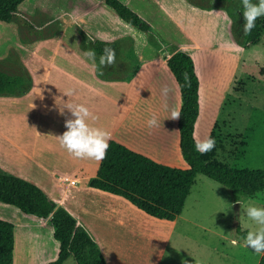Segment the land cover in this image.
Instances as JSON below:
<instances>
[{"label":"rangeland","instance_id":"374dc122","mask_svg":"<svg viewBox=\"0 0 264 264\" xmlns=\"http://www.w3.org/2000/svg\"><path fill=\"white\" fill-rule=\"evenodd\" d=\"M197 1L204 5L210 3L212 6L200 7L189 0H183L181 10L182 16H186V28L181 31L171 25L174 32H169L168 24L162 20L164 33H160L149 23L165 42L170 41L167 37L173 33L171 41L175 40L176 44H172L191 53L196 60L202 82L196 139H204L208 135L214 137V157L228 166L264 169V29L258 44L241 46L236 40L244 36L241 2ZM53 3L55 0L46 3L41 0L37 5L38 1L25 0L18 7L19 23L26 20L23 36L19 34L16 19L9 23L0 22V58L13 49L23 66L28 61L34 67L32 73L26 67L31 84L22 96H27L28 99L41 96L44 85L42 82L53 75L62 88L67 89L66 81L61 82L64 74L58 67L61 65L67 68L75 61H83L88 35H91L78 22L71 27L65 21L61 27L59 17L51 14L54 11L51 9H55ZM43 6L48 7L50 13L43 10ZM192 6L199 10L191 13L188 8H193ZM24 8L28 12H23ZM230 12H234V15L231 16ZM225 13L227 20L224 18ZM55 20L59 21L57 27ZM60 29L62 33H59ZM146 36H136L138 53L143 56L151 55L156 48ZM226 41L235 42L241 50H233L230 44H225ZM124 45L125 49L132 46L128 41ZM124 51L116 56L113 65L101 66L97 59L95 67L83 69L88 74L87 79L91 75L94 77L83 94L86 95L85 98L77 97L69 101L65 97V91L60 92L62 97L58 95L55 106H46L39 119L32 106L33 99L23 106L26 101L23 104L21 101L11 103L9 97H5H17L15 95H0V159L9 164L7 167L0 164V170L35 183L54 201L62 196L66 203L73 206L72 209L75 208L94 227L92 232L81 223L79 215H73L96 242L101 236L105 241H121L120 235L124 229L116 222L119 215L129 212L136 221L139 220V228L143 230V234L139 239H134L133 244L134 246L138 242L139 252L145 254L151 246L152 242L148 239L151 235L150 228L168 235V247L162 264H184V261L188 264H257L262 253L258 254L245 247L242 233L259 226L246 216L244 208L249 202L264 205V189L249 196L232 194L225 186L198 174L181 215L169 231L167 224L154 223L141 213L126 208L118 200L90 191L87 178H91L99 161L76 158L61 147L56 136L63 133L64 121L71 116L66 107L64 114L60 113L59 108L63 106L61 104L84 103L96 117L90 123L110 131L112 138L124 131L128 134L130 144L153 159L186 167L178 147L176 119L168 118L172 110H179L175 88L168 89L164 100L157 96L158 87L152 85V82L150 84L143 81L141 77L134 86V96L130 79L125 75L131 72L136 60L133 59L132 52L127 55ZM95 78L103 82L99 84ZM161 78L162 84H167L168 88V79L165 75ZM92 82L97 84L96 87ZM121 102L124 108L123 118L119 113ZM13 109L21 111L24 119L8 118L9 116L2 114ZM153 113L157 115L159 123L149 127L147 121ZM13 122L21 124H14L17 127L20 125V131L14 132L11 126ZM20 141L24 145H20ZM53 154L54 157L50 158ZM48 155L51 156L47 157ZM32 159L41 165H32ZM30 172L33 173L31 179L28 176ZM65 175L70 180L61 181ZM71 178H75L74 181ZM0 218L14 224V264H45L56 257L57 241L50 233L52 229L47 225L34 224L39 219L2 202ZM234 240L237 243L233 244ZM130 241L123 238L125 244ZM157 246H152L153 253ZM63 264H74L73 258H67Z\"/></svg>","mask_w":264,"mask_h":264},{"label":"trees","instance_id":"16d2710c","mask_svg":"<svg viewBox=\"0 0 264 264\" xmlns=\"http://www.w3.org/2000/svg\"><path fill=\"white\" fill-rule=\"evenodd\" d=\"M23 1L0 0V22L9 23L16 19L19 34L22 36L26 20L19 23L17 17L18 7ZM103 1L123 21L143 31L148 40L163 53L162 59L179 90L180 116L176 118V127L178 147L186 167L157 161L111 138L106 155L94 170L88 187L118 198L132 210L163 224L174 222L181 214L198 174L225 186L232 194L249 196L263 190L264 169L228 166L214 157L215 147L205 153L195 150V130L201 109V81L196 72V60L187 51L165 42L147 20L121 0ZM217 1L241 2V0ZM189 2L205 8L212 6L210 3L204 5L197 0ZM230 15L233 16L234 12H230ZM58 24L59 21L55 20L56 27ZM263 29L264 16H260L257 17L250 32L244 33L242 39L235 38L241 46L255 45L259 43ZM116 44L94 39L89 40L85 47L94 48L99 60L106 47L115 50ZM16 54L12 49L8 55L0 58V95L21 96L30 87V74L18 61ZM143 61L137 62L125 76H128V79L132 78ZM0 202L15 206L22 213L36 217L52 229V237L58 243V252L54 259L45 264H63L69 257L73 258L74 264H107L99 245L88 230L66 208L50 199L33 182L0 170ZM242 235L245 236L246 232ZM14 241V224L0 218V264H14ZM257 264H264V253Z\"/></svg>","mask_w":264,"mask_h":264},{"label":"crops","instance_id":"0c3cea01","mask_svg":"<svg viewBox=\"0 0 264 264\" xmlns=\"http://www.w3.org/2000/svg\"><path fill=\"white\" fill-rule=\"evenodd\" d=\"M35 1H38L37 5H39V2L41 3V0H35ZM42 1L43 3L50 2V0H42ZM121 1L125 3L127 6H129L132 10L136 11L145 20L150 22L159 32L161 31L162 33H164L163 28H162L163 27L162 20H164L163 22L168 24L169 27L167 28L169 32H174L172 31L171 25L173 27H176L180 31L186 28V16H182L183 10H181L182 9L181 4L183 0H121ZM53 4H55V9L54 8L51 9V10H54L53 13L51 14H55V16L59 17V20L61 21V27L64 26L65 21L67 22L68 25L70 24V26L73 27V25L76 24V22L73 21V17H75L78 23L84 26L91 33V35H93L98 40L116 42L117 43L116 44L117 46L115 49L116 56L119 53L123 54L122 52L125 50L124 52H127V55H129L131 52L133 53V59L136 60V63L139 62L140 60H144L140 64V67L136 71L134 76L132 78H129L130 79L129 83L132 86L131 91L132 93H134L133 94L134 96H136L135 95L136 87L134 86H136V84L138 83L137 81L142 77L143 81L148 82L150 84L153 83L152 85L157 86L158 87L157 93H159V95L157 96L166 100L165 99L166 94L162 91V89L165 86L162 84L163 80L161 78L162 75H165L166 79H168L167 81L169 85L168 89L171 88V90H174L175 88V91L177 93V99L179 100V106H180L181 102H180L179 90H178L177 84L172 74L170 73V71L168 70V68L166 67L162 59L163 53L157 47L155 48V50H152L151 55L147 54L143 56L138 53L139 51L137 49L136 36L145 37L146 34L143 31L123 21L111 7L105 4L103 0H55V3ZM42 8L43 10L49 11L48 7L44 8L43 6ZM196 9L199 10L196 7L188 8V10L191 11V13H193V10H196ZM23 10H24L23 12H28L26 8H24ZM59 33H62L61 29L59 30ZM172 37H173V33L172 35H169L167 38H170L169 42L171 43L174 42V44H176L175 40L171 41ZM126 41H128V43L129 44L131 43L132 45L128 49H125L126 46L124 44ZM56 46L57 45H55V52L57 49ZM95 64L96 65L98 64V60H96ZM95 64L92 61L88 60V58L85 56L83 61H80V62L75 61L73 62V65L67 68L62 67L60 65L58 69L64 74L61 78V82L66 81L67 89H63L61 84H59L60 82L57 81V77L53 75L52 78L45 79L42 82L44 83V85H43V90H42L43 92L41 93V96H38V97L34 96L33 98L31 97V99H28L27 96H22V95L21 97L20 96H17V97L5 96V97H9V100H10L9 102L11 103H18L19 101H21V103L23 104L26 101V103L23 104V106L29 104V101L33 99V103H32L33 105L32 104L31 105L37 111L36 117L37 119H39L40 113L44 110V108H46V106H52V105L55 106V101H57L58 95L62 97L60 92L65 91V97L69 101L74 100L77 97H80L81 99L85 98L86 95H83V94L87 91L88 89L87 87L89 86V83L91 84L90 81H92L94 77H92L91 75L89 79H87L88 74L87 72H84L83 69H86V68L90 69L92 67H95ZM24 66L28 67V69L30 70V73L33 72L32 70H34L33 69L34 67L32 66L30 62L28 61L27 63L25 62ZM196 72L199 75L197 65H196ZM199 78H200V75H199ZM32 79H34L33 76H32ZM95 81L99 82V84L100 82H103L97 79ZM92 83H94L93 85L96 87L97 84L95 82H92ZM33 84H34V80L32 82V85ZM35 103L36 105H34ZM123 110H124L123 102H121L120 107H119V113H121L120 115L122 116V118L124 116ZM2 114L9 116L8 118H18V120L24 119V115L22 114V112L21 111L19 112V110H15V109L3 112ZM0 116L2 115L0 114ZM15 123L20 124L19 122H13V124H11V126H13L14 132L20 131L21 124L19 125L20 127L19 128L17 127L18 125L17 126L14 125ZM122 133H125V132L121 131L119 134L116 135L115 138H112V137L111 138L125 144L126 146L136 151L144 153L140 149L136 148L135 145L133 146L132 144H130L131 141H129L127 133L123 135ZM19 144L24 145V143L21 141L19 142ZM4 147H6L5 143H4ZM50 153L52 154L53 152H50ZM50 156L51 155H48L47 157H50ZM52 157H54V154L50 158ZM33 163H37V165H41L35 159H32V165ZM0 164L1 165L4 164L6 167L9 166V164H7L6 161L3 162L1 161V159H0ZM96 167L94 168V170L96 169ZM93 173L90 175V177L93 176ZM28 176L31 179L33 177V173L32 172L28 173ZM74 179L75 178H71L72 181H74ZM62 180L65 181V180H70V179H69V176L65 175L64 177L61 178V181ZM87 180L89 181L88 178ZM90 191H93L94 193L101 195V196H105V197H108L114 200H118V202L124 205L126 208L131 209L129 206H127L125 202H123L122 200L118 198L108 196L107 194L99 193L92 189H90ZM45 194L47 195L48 193L45 192ZM47 196L49 197V195ZM56 201L59 205L66 208L72 215H75V217H78L79 215L80 216L79 220H81V223L85 225L86 227L90 228L91 231L93 232L94 227L88 224L85 218H82V216L76 212L75 208L72 209L73 206L70 203L69 204L66 203L62 196L58 197ZM153 222L163 224L161 222H155V221ZM174 222L167 224L169 226V231L171 227L173 226ZM116 223L118 226L121 227V229H124V231L121 232V235H120L121 241H112L111 239H106L105 241L104 237L101 236V238H98V242H97L99 244V247L100 245L105 246V250L104 249H100V250L107 264H162L163 262L162 260L165 257L166 250L168 247V235H166V233H161L160 231L156 229L150 228L149 232L151 233V235H149L148 239H150L152 243H151V246L148 247V250H147L148 252L146 251V253L144 254L143 252H139L138 242L133 246L135 242L134 239H137V238L139 239V237L143 234V230L139 228V224H140L139 220L136 221L133 214H130L129 212H125L124 215L122 216L119 215ZM34 224H36L37 226L46 225V223L41 220H39V222L38 221L34 222ZM123 238L130 239L131 240L130 243L125 244L123 242ZM131 244H132V247H130ZM153 245L154 247L158 245L157 250L154 253L152 252V249H151ZM105 251L107 252V254L105 253ZM57 252H58V243H57ZM141 255L143 256L139 257Z\"/></svg>","mask_w":264,"mask_h":264},{"label":"clouds","instance_id":"9594fccd","mask_svg":"<svg viewBox=\"0 0 264 264\" xmlns=\"http://www.w3.org/2000/svg\"><path fill=\"white\" fill-rule=\"evenodd\" d=\"M242 14L244 18L243 31L245 34L250 32L255 26L257 17L264 16V0H241ZM226 20L228 19L225 13ZM74 22H78L73 17ZM89 40L94 41L91 35ZM226 45L230 44L232 49L240 51L241 49L235 45V42L226 41ZM84 55L88 60L94 64L97 60V54L94 48L88 47L84 51ZM116 61V53L112 48H105L99 56V65H113ZM162 91L167 94L168 88L165 86ZM67 94V93H66ZM59 108L61 114H64L66 107L70 113V118L65 119V130L62 134L56 136L61 147L67 150L76 158H91L96 161L104 159L107 149L109 147V140L111 132L105 128L94 126L90 120H95L96 117L92 114L89 107L84 103H66L61 104ZM180 112L178 109L171 111L170 117L172 119L179 118ZM159 123L158 117L155 113L148 119L149 127L155 126ZM216 146L215 138L208 135L204 139L195 140V150L200 153L211 151ZM244 212L251 221L259 227L255 230L247 231L244 236V246L251 248L256 253H264V205H259L254 202H249L244 208ZM233 244L237 241H232ZM100 249L105 250L104 245H100ZM107 254V252L105 251ZM184 264H188L184 261Z\"/></svg>","mask_w":264,"mask_h":264}]
</instances>
